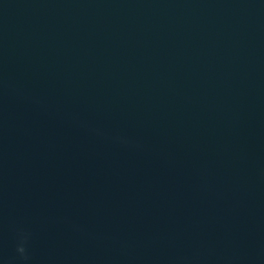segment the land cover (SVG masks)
Masks as SVG:
<instances>
[{
  "label": "water",
  "instance_id": "obj_1",
  "mask_svg": "<svg viewBox=\"0 0 264 264\" xmlns=\"http://www.w3.org/2000/svg\"><path fill=\"white\" fill-rule=\"evenodd\" d=\"M0 264H264V0H0Z\"/></svg>",
  "mask_w": 264,
  "mask_h": 264
},
{
  "label": "clouds",
  "instance_id": "obj_2",
  "mask_svg": "<svg viewBox=\"0 0 264 264\" xmlns=\"http://www.w3.org/2000/svg\"><path fill=\"white\" fill-rule=\"evenodd\" d=\"M27 240H28L27 234L21 233L20 237H19V243H18L17 248H16V251L19 253L21 258H23L24 260L28 259L27 251H26V247H25Z\"/></svg>",
  "mask_w": 264,
  "mask_h": 264
}]
</instances>
